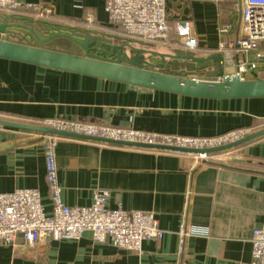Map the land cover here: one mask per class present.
I'll return each instance as SVG.
<instances>
[{"label":"crops","instance_id":"crops-1","mask_svg":"<svg viewBox=\"0 0 264 264\" xmlns=\"http://www.w3.org/2000/svg\"><path fill=\"white\" fill-rule=\"evenodd\" d=\"M20 1L50 10L42 21L87 29L114 44L159 53L206 57L219 53L221 39L238 36L239 14L230 4L219 6L213 0L167 1L171 24L191 23L194 49L174 36L169 41H130L124 29L109 22L105 0ZM0 14L39 20L31 8H0ZM223 23H231L232 31L221 37L218 29ZM145 57L159 62L157 56ZM186 62L178 60L163 70L188 72ZM216 73V64L209 62L203 69L193 67L188 75L216 80ZM57 118L212 137L264 128V99L189 98L0 58V121L41 126L43 120ZM45 135L49 134L0 125V193L36 188L49 211ZM57 136V176L65 204L89 206L95 190H108L110 208L151 212L163 236L145 240L138 253L96 243L91 232L79 240L47 239L34 247H25L19 237L15 245H0V264H250L252 230L264 222V135L210 155L200 164L189 153ZM181 222L204 233L185 236L181 246Z\"/></svg>","mask_w":264,"mask_h":264},{"label":"built area","instance_id":"built-area-1","mask_svg":"<svg viewBox=\"0 0 264 264\" xmlns=\"http://www.w3.org/2000/svg\"><path fill=\"white\" fill-rule=\"evenodd\" d=\"M168 0H105L109 22L123 28L127 34L143 40H166L173 36L189 49L197 46L189 21L171 24L167 18ZM219 6L230 4L239 14L238 36L219 42L217 51L223 56V75L249 79L256 75L264 78V0H213ZM3 10L32 9L38 19L50 10L24 4L20 0H0ZM92 23V14H86ZM232 31L231 23H223L219 36ZM228 70V71H226ZM253 78V77H252ZM42 127L63 132L93 136L104 140L150 145H166L193 149H210L232 143L246 136V130H235L212 137L161 134L128 127L89 121L46 119ZM57 135H45L44 159L48 184L50 210L36 188H17L0 193V245H15L19 237L25 247H34L47 239L54 241L79 240L91 232L96 243H109L117 248L140 252L145 240H159L163 231L155 216L148 211L110 208V192L97 189L89 206H69L62 199L58 181L55 148ZM200 164L210 153L194 154ZM204 231L192 224L181 222L177 232L180 244L187 235H202ZM250 264H264V222L252 230Z\"/></svg>","mask_w":264,"mask_h":264},{"label":"water","instance_id":"water-1","mask_svg":"<svg viewBox=\"0 0 264 264\" xmlns=\"http://www.w3.org/2000/svg\"><path fill=\"white\" fill-rule=\"evenodd\" d=\"M0 35L2 37L0 58L13 62L189 98L264 99V78H258L254 74L250 79L223 75V56L220 53L206 57L179 52L159 53L134 47L129 43L114 44L111 39L87 29L66 28L40 19L24 20L7 14H0ZM146 54L159 57V62L149 60L145 57ZM178 60L189 61L185 63L186 68H189L188 72L163 70L167 64L176 66ZM209 62L217 66L216 80H202L188 75L189 72H193V67L203 69ZM0 125L37 130L49 135H65L104 143L189 154L230 150L264 135V128H261L232 143L210 149H193L104 140L42 126L6 121H0Z\"/></svg>","mask_w":264,"mask_h":264},{"label":"trees","instance_id":"trees-1","mask_svg":"<svg viewBox=\"0 0 264 264\" xmlns=\"http://www.w3.org/2000/svg\"><path fill=\"white\" fill-rule=\"evenodd\" d=\"M41 20V19H40ZM117 27H119V26H117ZM119 28H121V27H119ZM121 29H123V28H121ZM125 31V30H124ZM125 34H127V33H125ZM127 38L130 40V41H133V42H138V43H143V42H149V41H147V40H143V39H141V38H138V37H134V36H131V35H129V34H127ZM262 49H264V44H262ZM262 62H264V60H262Z\"/></svg>","mask_w":264,"mask_h":264},{"label":"rangeland","instance_id":"rangeland-1","mask_svg":"<svg viewBox=\"0 0 264 264\" xmlns=\"http://www.w3.org/2000/svg\"><path fill=\"white\" fill-rule=\"evenodd\" d=\"M226 71H228V70H226ZM234 149V148H233ZM233 149H230V150H233ZM213 154H216V153H210V155H213Z\"/></svg>","mask_w":264,"mask_h":264}]
</instances>
